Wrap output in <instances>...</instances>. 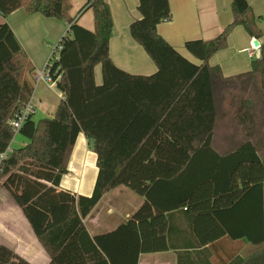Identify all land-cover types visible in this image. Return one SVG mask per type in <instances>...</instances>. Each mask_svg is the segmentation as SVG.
<instances>
[{"label": "trees", "instance_id": "trees-1", "mask_svg": "<svg viewBox=\"0 0 264 264\" xmlns=\"http://www.w3.org/2000/svg\"><path fill=\"white\" fill-rule=\"evenodd\" d=\"M66 0H0L4 17L19 8L68 23L61 50L49 66L63 96L52 116L29 117L19 133L29 139L0 163V184L17 202L51 254L50 264H136L143 252L172 248L173 219L185 215L204 245L220 238L264 242V43L248 71L225 76L210 58L243 25L260 38L248 0H232L233 20L211 39H190L182 55L157 30L171 19L169 0H139L141 16L130 34L154 61L152 74H135L110 56L114 21L105 0H87L94 30L67 16ZM101 65L102 83L95 80ZM35 67L7 22L0 23V153L12 143L10 121L30 100ZM96 153L98 174L90 195L60 188L78 136ZM260 165L255 181L229 207L190 217L182 202L212 180L213 196L233 191L232 174ZM124 185L145 198L150 216H135L115 231L92 236L84 223L101 197ZM213 232V234H211ZM264 264V249L238 264ZM0 264H32L0 245Z\"/></svg>", "mask_w": 264, "mask_h": 264}, {"label": "crops", "instance_id": "crops-1", "mask_svg": "<svg viewBox=\"0 0 264 264\" xmlns=\"http://www.w3.org/2000/svg\"><path fill=\"white\" fill-rule=\"evenodd\" d=\"M105 1L110 5L114 21L110 39V56L114 63L131 73H154L157 70L156 64L130 34L131 22L141 16L138 10L139 0ZM86 2L87 0H66L67 16L74 18V22L82 27L94 30L93 10L89 8L80 12ZM248 3L249 15L256 17L262 32L261 37L250 36L243 25L232 30L228 37V46L216 52L209 60L211 65H219L225 76L250 70L252 60L258 57L260 50V47L254 49L255 39L259 40L260 45L264 43V0H248ZM169 4L171 19L160 23L157 30L182 55L199 64L200 60L186 49L185 42L190 39H211L220 34L233 20L232 0H169ZM2 22L11 26L35 71L44 69L54 46L68 31L65 20L46 17L41 13L30 14L25 8H19L6 17L0 14V23ZM250 51L254 53L253 57L249 56ZM95 80L97 84L102 83L101 65L95 67ZM61 99L62 92L56 86L45 81L35 83L32 101H36V105L40 107L39 109L34 104L36 114L40 112L44 115L43 111L46 110L52 116ZM20 142V146H23L29 139ZM77 156L82 166L72 170L73 164L71 165L70 169L75 172L73 183L64 182L63 175L60 188L90 195L98 174L97 156L83 133L78 136L72 152L73 158ZM260 170V165L243 163L232 174L233 191L219 196H213V181L207 180L194 190L190 199L182 202L181 208L190 217H194L200 210L229 207L255 181L261 179L258 175ZM123 186L119 185L107 191L84 218L92 236L115 231L122 223L137 215L144 217L152 214L153 209L143 196L136 197ZM171 231L174 244L172 248L140 253L136 264H238V260L264 249V242L254 244L247 238H231L227 235L199 245L191 223L186 221L184 214L173 219ZM0 245L12 249L32 264H50L52 259L20 206L1 184Z\"/></svg>", "mask_w": 264, "mask_h": 264}, {"label": "built area", "instance_id": "built-area-1", "mask_svg": "<svg viewBox=\"0 0 264 264\" xmlns=\"http://www.w3.org/2000/svg\"><path fill=\"white\" fill-rule=\"evenodd\" d=\"M61 45L58 43L54 46L53 51L50 55V58L46 64V66L44 67V69L39 70V71H35L33 73V77L36 82H40V81H45L46 83H48L51 86H56V80L52 77V75L50 74V69L49 66L53 63V60L58 56L59 51L61 50ZM258 47H256L254 45V49H257ZM254 53L252 51L249 52V56L253 57ZM63 96V94H62ZM36 114V107L32 101V97L30 98V100L21 108V110L16 113L15 117L11 119L10 124L11 127L13 128V130L16 132H19V130L21 129V127L23 126V124L25 123V121L31 117L34 116ZM13 151V148H11V144L10 146L3 151L2 153H0V163L3 159L7 158Z\"/></svg>", "mask_w": 264, "mask_h": 264}, {"label": "rangeland", "instance_id": "rangeland-1", "mask_svg": "<svg viewBox=\"0 0 264 264\" xmlns=\"http://www.w3.org/2000/svg\"><path fill=\"white\" fill-rule=\"evenodd\" d=\"M34 104L36 105V101H34ZM37 107H38V105H36ZM48 106V105H47ZM39 109H40V107H38ZM43 114L44 115H42V114H40V112H38L36 115H34V119L36 120V119H38V118H40V117H43V116H50L51 115V112L50 111H43ZM26 139V137H24L21 133H19V132H16L15 133V136H14V139H13V141H12V144H11V146L13 147V148H16V147H18V146H20L21 144V140H25ZM80 152V149H79V151H78V155L80 154L79 153ZM79 156H77L76 158H73L72 156L70 157V159L68 160V172L66 173V174H64L65 176H64V178H63V180H64V182L66 181V182H68V183H73V179H75L74 178V175H75V172L74 171H72V170H76V169H78V168H80L81 166H82V164H81V160H77V158H78ZM73 164V167H71V165ZM70 167L72 168V170L70 169ZM71 170V171H70ZM68 174V175H67ZM73 175V176H72ZM124 187V186H123ZM125 189H127L128 190V192L129 193H131L132 195H134V196H136V197H140L139 195H137L136 193H134L132 190H130L129 188H126L125 187Z\"/></svg>", "mask_w": 264, "mask_h": 264}, {"label": "water", "instance_id": "water-1", "mask_svg": "<svg viewBox=\"0 0 264 264\" xmlns=\"http://www.w3.org/2000/svg\"><path fill=\"white\" fill-rule=\"evenodd\" d=\"M254 45H255L256 47H260V42H259L258 39H255V41H254ZM259 56H260V50H259L258 57H259Z\"/></svg>", "mask_w": 264, "mask_h": 264}]
</instances>
